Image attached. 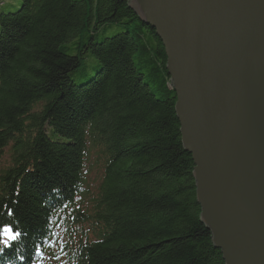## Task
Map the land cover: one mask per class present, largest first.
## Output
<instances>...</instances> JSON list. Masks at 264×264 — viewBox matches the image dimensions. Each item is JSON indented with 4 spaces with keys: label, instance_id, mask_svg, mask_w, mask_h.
<instances>
[{
    "label": "trees",
    "instance_id": "16d2710c",
    "mask_svg": "<svg viewBox=\"0 0 264 264\" xmlns=\"http://www.w3.org/2000/svg\"><path fill=\"white\" fill-rule=\"evenodd\" d=\"M127 1L0 0V221L22 233L0 264H224Z\"/></svg>",
    "mask_w": 264,
    "mask_h": 264
},
{
    "label": "water",
    "instance_id": "95a60500",
    "mask_svg": "<svg viewBox=\"0 0 264 264\" xmlns=\"http://www.w3.org/2000/svg\"><path fill=\"white\" fill-rule=\"evenodd\" d=\"M154 30L224 264H264V0H128Z\"/></svg>",
    "mask_w": 264,
    "mask_h": 264
},
{
    "label": "snow or ice",
    "instance_id": "6c2138e0",
    "mask_svg": "<svg viewBox=\"0 0 264 264\" xmlns=\"http://www.w3.org/2000/svg\"><path fill=\"white\" fill-rule=\"evenodd\" d=\"M66 207V206H65ZM8 215H13L12 211H8ZM21 231L14 230V225L12 222L0 221V244H3V248H0V252H3L6 248L12 246V242L16 241L21 237ZM24 259V257H21Z\"/></svg>",
    "mask_w": 264,
    "mask_h": 264
},
{
    "label": "rangeland",
    "instance_id": "374dc122",
    "mask_svg": "<svg viewBox=\"0 0 264 264\" xmlns=\"http://www.w3.org/2000/svg\"><path fill=\"white\" fill-rule=\"evenodd\" d=\"M3 154H4V155H3ZM3 154H2V155H3V157H2V162H3V163H2V164H3V166H5V164H6L5 162H6V161H7V162L9 161V160H8V159H9V153H8V152L6 153V149H5V151H4Z\"/></svg>",
    "mask_w": 264,
    "mask_h": 264
}]
</instances>
